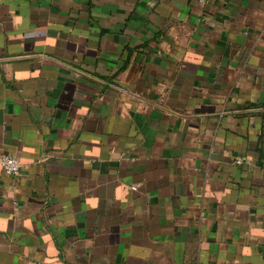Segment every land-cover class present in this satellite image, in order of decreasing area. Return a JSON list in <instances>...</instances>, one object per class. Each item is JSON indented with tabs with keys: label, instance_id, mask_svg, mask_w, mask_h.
<instances>
[{
	"label": "crops",
	"instance_id": "1",
	"mask_svg": "<svg viewBox=\"0 0 264 264\" xmlns=\"http://www.w3.org/2000/svg\"><path fill=\"white\" fill-rule=\"evenodd\" d=\"M4 155L0 264H264V0H0Z\"/></svg>",
	"mask_w": 264,
	"mask_h": 264
},
{
	"label": "built area",
	"instance_id": "2",
	"mask_svg": "<svg viewBox=\"0 0 264 264\" xmlns=\"http://www.w3.org/2000/svg\"><path fill=\"white\" fill-rule=\"evenodd\" d=\"M246 157L235 159V165L241 166L246 163ZM0 165L4 173L8 176H19L23 168L22 162L12 155H4L0 158ZM31 264H47L45 262H32Z\"/></svg>",
	"mask_w": 264,
	"mask_h": 264
}]
</instances>
